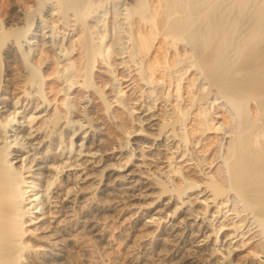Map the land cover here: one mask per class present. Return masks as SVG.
<instances>
[{"label":"bare ground","instance_id":"6f19581e","mask_svg":"<svg viewBox=\"0 0 264 264\" xmlns=\"http://www.w3.org/2000/svg\"><path fill=\"white\" fill-rule=\"evenodd\" d=\"M35 1L41 34L27 19L21 32L0 31V48L12 34L18 56L30 61L39 44L30 34L55 45L59 15L61 28L83 26L74 40L86 66L82 73L72 60V36L70 47L58 46L67 62L56 65L65 84L53 112L41 65L28 62L20 74L22 96L0 90V264H70L71 248L83 264H118L117 254L103 258L116 242L123 264L264 263V0H134L123 4L130 28L117 27L116 38L99 22L86 25L103 0ZM113 6V15L125 14ZM43 8H52L50 22ZM99 59L118 106L110 111L101 95L111 118L104 126L87 97L71 96L92 90ZM118 66L127 87L148 88H137V107L123 96ZM198 79L206 86L197 90Z\"/></svg>","mask_w":264,"mask_h":264},{"label":"rangeland","instance_id":"374dc122","mask_svg":"<svg viewBox=\"0 0 264 264\" xmlns=\"http://www.w3.org/2000/svg\"><path fill=\"white\" fill-rule=\"evenodd\" d=\"M133 1L134 0H126V1H124V0H103L102 3H101L103 6H101L100 8H98V11H99L98 12V16L99 17L98 16L97 17L96 16L95 17H92L91 19L93 21L88 19L87 22H86V25H89L91 23L89 26H91V25L94 24L93 27H96L97 26V25H95L96 22H99V25L98 26H100L99 29L102 28V29H100L101 31L104 30L105 31V34H107V36L108 35L110 36L111 34H113L112 35V38H116L115 36H117V35H115V34H117V30H118V28H120V26H121V28H120L121 30L122 29H125L126 30V28L129 30V28H130V25L128 24V19L126 18V16L128 15V12H127V10H124V5L123 4H125V6L127 7V5L130 6V3L134 4L135 1L134 2ZM152 2H153V0H152ZM114 3H117V6L120 4L116 8L117 9L119 8V11H125V14L123 12H122L123 14L118 12V13H116V14L113 15L112 13H113V10H114V6H113ZM126 3H127V5H126ZM156 3L153 2V4H156ZM36 6L37 5H36V1L35 0H0V31L2 29L6 28L5 30H10V32H11V30L14 33H16V30H17V32H21L22 31V28L26 25V23L28 22V20L31 19L35 23L34 26H33L35 28L32 29V33H34V34H41V31H39L41 29L40 26H41L42 23H45V21L40 23V20H41V18L39 17L40 14L39 13L33 14V12L37 8ZM121 6H123V8ZM34 7H35V9H34ZM39 8L42 9V7H39ZM120 8H122V9L120 10ZM50 9H52V8H43V10H42L43 13L42 14L44 15L45 18L50 17V18H47V19H49L48 20L49 22H50L51 18L52 19L55 18L56 19L55 22L57 21L56 23L54 22V24L57 25V33H58V37L56 38L55 45H53V44H52L53 46L52 45L51 46L50 45L49 46L40 45V42H39L40 40L38 39V37H33V34H30L32 36V39L33 40H37L38 43H39L38 45H31L32 48H35V49L37 48L36 49L37 51H35L34 54L30 55V57H29L30 58V61H27L25 63L22 60V58L20 56H18L19 55L18 54L19 50L17 48L18 47V44L15 41L11 42V40H12V34H14V33L11 32L12 34H8V37H7V35L5 36L7 40H10V42H7V40H6V42L4 43V45L0 48V57H1L0 58L1 59L0 60V65H1L0 66V72H1L0 73V76H1V78H0V90L6 91L7 92L6 96L8 98L14 97V96H17V97L18 96H22L23 93H24V89L25 88L27 89V85L26 86L24 85L23 78H22L23 76L21 77L20 74H22V75L23 74H27L26 71H29L30 70L29 67L27 66V65H29L28 62H30L31 64H33V66L41 65L42 66V70L40 72V74H41L40 77L43 76L45 78V83H44L43 89L46 91V96L48 97V99L50 98V100L52 101V103L55 102V104H56V105L53 104V105H51L48 108L50 112H53L56 107L58 109L59 108H62V103L61 102L63 101L62 99L64 98V95L62 93H60L59 86H63V84H65V83H62L61 80H57L58 78L55 77V71L59 70V68H60V67H58L56 65H58L60 63L59 65L61 66L64 63L67 62V60H64V59H62V58L59 57L58 52H59L60 48L58 46L70 47V40H69L70 36H72V39L74 40L75 38H78L79 35H84V32L85 31H84V29L83 30L81 29L83 27L82 25H80L78 27V30H73V31L66 29V27L61 28L62 25H60V23H61L60 21H63V19L62 18H59L60 17L59 15H58V18L60 20H58L57 15L54 16V18H53V16L51 17L50 16V12L51 11H49ZM106 9H107V11H106ZM108 11H109V14L106 13ZM105 14H106V16H102V15H105ZM121 14L123 15L122 16V19H121ZM115 15H116V18L114 17L115 18L114 19L113 16H115ZM117 15H118V17L120 19L117 17ZM69 16L70 17H73L72 19L75 18L72 15H69ZM113 19H114V21H113ZM124 19H125V21H124ZM100 20H101V22H100ZM118 20H119L120 23L122 21L123 22L121 24H119V23L117 24ZM73 22L74 21H72V23ZM102 23H105L107 26L109 25L108 28L110 30L109 29L108 30L110 32L107 30V27H105L104 24L102 25ZM125 23H126L127 26L125 25ZM112 27H114L113 28V31H116L115 33L113 31H111ZM115 28H116V30H114ZM65 30H68V31H65ZM100 30L94 31L95 33L93 32V34H92L93 35V38L97 37L98 34H100V32H99ZM125 30H123V31L125 32ZM64 31H65V33H64ZM104 31L102 33H104ZM48 34H50V33H48ZM64 34H66V35H64ZM95 35H97V36H95ZM128 35L129 36H127L125 38H128V39L130 38V39L128 40V39H125L124 38V40H127V42L129 41L128 43L130 44V46H132V44H131V42H132V34H130V32H128ZM64 36H65V38H63ZM109 36H108V38H109ZM108 38H107L105 44L111 43L110 41H108ZM46 40L47 39H45V41ZM74 43H75V46H74L75 47V51L71 55L72 56V60L73 61L76 60V62H74L75 66L76 65H79L80 66V69L82 67L81 72L84 73L85 66L86 65H83V66L81 65L83 63L82 61L84 59L81 58L82 55L79 56L80 55V52H81V51H79V48H78L79 47V45H78L79 44V40H74ZM129 44H127V45H129ZM76 48H78V49H76ZM109 52H110V50L106 51V53H109ZM12 56H16V59H18V58L19 59L18 60L13 59L14 57H12ZM11 59H13V60H11ZM77 59L79 61H77ZM81 59H83L81 61L82 63H80V60ZM114 60L117 61V59H114ZM2 64H3V66H2ZM1 67H2V70L3 71L1 70ZM119 67L120 66L116 67L117 69L115 70L116 71L115 74L121 80V79H123L122 78V75H124V71L125 70H123V68H119ZM181 67H182V65L179 68H181ZM77 68H78V66H77ZM132 68H134V66ZM194 71L195 70H191V68L189 70V73L188 74H189V76H191V79H192L193 76L195 78L197 77V75H196V73ZM131 73H132L131 75H133V77H135V78L137 77V74H136V71L135 70L133 72H131ZM84 78H85V76H80L78 79H84ZM127 78H129V77H127ZM195 78H193V79H195ZM110 80H111V78L108 77V73H107L106 67H104V63L102 62V59H99V60H97L95 62V66L91 70V74H90V85H91V89L92 90H89V89L87 90L84 87H81L80 86V87L75 88L76 90L71 94V96H76L77 98L79 97L80 100H85L84 97L85 98L87 97L90 100L89 101L90 108H91L92 111H94L93 112V115L97 116L99 118V120L102 121L101 122V126L109 125L111 123L110 115L108 113H106V111H107L106 110L107 109L106 106L107 105L105 106V102L101 98V95H103V96L106 95L105 96V99L106 100H109V102L111 103V105H110V108L111 109L109 108L110 111L115 110V109L118 108V106L116 105V102L113 101V99H111L112 98V95H113V92L110 91L111 88H108V85H110ZM107 82H108V85L106 84ZM184 82H185V84H186V82H189V78H187L186 81H184ZM195 82H196V85L194 84V86H193L194 89H196L199 86L200 87L206 86L203 83L204 81H200V79H198L197 81H194L193 83H195ZM121 83H122V87L124 86V88H123V90H124L123 94H125V95H123V96H124L125 100L126 101L128 100L127 102H129V103L131 102L132 103L131 105L137 107L138 104H139V102H140L138 100L139 99V97H138V95H139V91L138 90L139 89L137 90V88H140L143 85L142 84H139V85H137L138 87L136 88V86H132V85H129L127 87V85L130 83L129 81H123V80H121ZM94 87H96V88H94ZM133 87L136 88V91H134L135 89ZM200 87L197 88V90L200 89ZM32 88L33 87H29L28 90L29 89H32ZM57 88H58V90H57ZM143 89L148 90V88L145 87V86H143ZM167 89H166V92H167ZM97 90H100V92H99L100 94H98V91ZM173 92H176V91H173ZM88 95H89V97H88ZM176 95H177L176 93H175V95L173 93L172 102H173V100L175 98H177ZM184 95L187 96L186 95V92H184ZM212 97L210 96V100H213L214 99V98L212 99ZM184 98H186V97H184ZM148 100L149 99H147V101ZM160 100L161 99H159L157 101L159 102ZM175 100H174L173 103L176 104V101ZM187 102L188 101H186L184 105H187ZM218 103L222 104L221 103V99H218V101L216 100V103L215 104L217 105ZM161 104H163V102H161L160 104H157L158 107L159 106L161 107ZM253 105H254V102L252 104V107H253ZM158 107H156V110H158L156 112H159L160 111ZM224 109H226V105L224 106L223 111H224ZM212 110H213V108H212ZM230 117L233 118L234 116L231 115ZM230 117H228V118H230ZM230 119H228V120H230ZM217 120L222 121L224 119H223V117L222 118H216L215 122ZM232 121L235 122V120H232ZM227 125L229 126V123H227ZM191 126L189 124V127L190 128H191ZM233 126H234V123H232V124L230 123V126L229 127H233ZM211 136H215V139L219 136L222 139L221 134L219 135V134H216V133H212ZM218 138L216 139L217 142L221 140L220 138L218 140ZM225 140L226 141H229V140H231V138L230 137L224 138V142H225ZM217 142H216V144H217ZM215 145L214 146H211V148L212 147H215ZM197 146H199V144ZM197 146H195L194 150L196 148L197 149L199 148L198 149L199 152L203 154V152L200 151L201 148L200 147H197ZM215 149H217V148H214V150ZM199 152H198V154H200ZM214 153L215 152H212V154H210V150H209L205 154H207L208 157L211 158V155H214ZM71 249H69V253L70 254L68 253L69 258L67 256V259L70 260V261L68 260L70 262V264H83V262H85V261H83L84 258H82V257H84V256L80 255L81 253L77 252L76 250L74 251V249H72V250ZM101 252H102V250H101ZM104 253L105 252H103V254ZM105 254H104L103 258H110L112 256H115V254H117L118 255L117 258L119 260L118 264H123V262H122L123 259L122 258L124 257V254H123V250H122V245L119 242H116V244H115V246L113 248V252L112 253H110L108 255L107 254L105 255ZM254 263L255 264H264L262 261L256 260V259H254Z\"/></svg>","mask_w":264,"mask_h":264}]
</instances>
